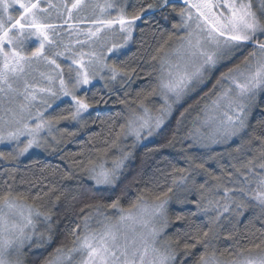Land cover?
<instances>
[{"label": "snow or ice", "instance_id": "6c2138e0", "mask_svg": "<svg viewBox=\"0 0 264 264\" xmlns=\"http://www.w3.org/2000/svg\"><path fill=\"white\" fill-rule=\"evenodd\" d=\"M182 3L184 7L177 9L174 0H140L139 4L133 6L131 13H127L124 6H119L114 18H105L103 15L95 17L91 21L94 27L83 30L70 21L81 19L79 16L74 17L73 11L82 9L84 0H61L60 4L46 0V6L41 5V0H0V101L7 100L9 105L15 104L0 106V144L15 145L8 154L0 152V159L15 161L30 149L42 147L41 133L47 131L51 136L53 128L61 121L86 124V121L81 120L83 114L100 101H90L86 94L78 95L77 92L98 77L105 81H116L120 76L129 75L115 61L108 63L105 53L118 52L124 48L132 39L138 20L143 19L146 23L149 16L156 12L167 20L166 10L171 8L180 17V23L173 27L184 31L183 36H176L179 45L170 55L165 52V46L172 39V34L166 39H163V33L160 34L162 42L155 51L157 54L164 52V55L159 57L157 84L151 90L137 93V99L131 102L117 98V102L127 109V114L123 116L125 122L119 125L118 132L111 133L114 139H105L104 143L108 147L96 149L106 154L111 148H116L120 155L112 158L111 166H107L105 158L99 161L89 158L87 164L83 160L76 163L83 167L88 179L97 188H116L122 178L125 162L132 157V152L125 151V148L134 149L154 136L171 114L173 104L205 84L222 62L232 60L237 53L247 52L240 63L222 72L212 86L215 99L210 106H206V118L202 124L204 131L197 129L193 137L194 142L203 147L228 144L234 138H239L243 143L235 152L240 153L248 146L259 154V159L253 156L242 165L247 168V174L241 173L244 182L237 181L239 187L224 188L222 199L225 202L222 205L208 201V205H212L216 211V215L209 218L208 229L205 231L197 225L191 233L185 232L188 239L194 241L189 243L185 240L182 244L185 257L193 255L192 249L201 245L204 250L199 253L196 264H220L213 244L215 232L212 225L224 213L231 212L237 217L242 215L241 210L248 207V198L256 201L264 210V120L258 121L255 126L250 124L252 111L260 106V98L264 94V0H260L258 10H254L252 0H182ZM114 6L111 3L95 5L101 14ZM49 9H55L62 23L52 21ZM115 25H119L121 42L109 44V34L105 29L113 30L112 35H115ZM65 26L77 37L84 34L85 39L77 38L75 43L88 44L90 50H73L71 42L63 45L61 50L62 41L56 37ZM68 52L71 55H65ZM58 57L70 60L67 79L64 67L57 62ZM152 59L156 60L158 56L153 55ZM40 65H44L46 70L39 71L41 82H36L34 77H30ZM105 71L109 73L108 76L102 75ZM105 88L111 91L108 83H105ZM153 96H158L162 101L155 111L149 101ZM16 97H22L23 102L16 103ZM65 97L71 100L72 110L67 114L61 111L46 118L44 113ZM37 102L40 107L33 113L32 108ZM261 110L264 111V107ZM108 119L113 121L109 128H115L114 118ZM32 120L36 123L32 124ZM68 135L74 136L76 133L70 132ZM22 137L26 139L22 140ZM129 137L133 138L132 144H122ZM254 141L258 142V147L253 144ZM151 151L154 150L149 149ZM186 159L190 162L189 168L174 166V171L180 175L173 179L165 191L155 194L156 203L151 213L145 215L143 212V206L139 203L143 196H138L128 208L121 205V196H116L109 203L98 204L95 214L103 217L96 220L99 227L94 228L90 223L93 219L91 213L85 214L82 223L70 230L72 247H56L44 264H177L175 250L160 243L163 231L168 227L164 215L165 205L171 200L180 204L191 203L188 195L196 188L199 193L197 208L204 213L211 210L208 205L201 203L205 199V185H196L194 177L191 184L188 181L194 169L205 172L207 169L203 163H197L194 157ZM237 172H240V168H237ZM65 177H69V174L65 173ZM213 179L219 180V177ZM253 183L256 187L249 188ZM215 187L219 189L220 185ZM54 191L55 188H49L48 191L41 188L33 195L30 192H15L9 186L0 192V264H25L27 252L53 242L55 232L52 216L49 212L41 211L35 202L42 201ZM233 192L239 195H229ZM28 199L33 203H27ZM102 209L112 211L109 213ZM185 218L182 215L176 217L177 220ZM176 243L180 244L179 237ZM253 247L260 248L261 245L253 244ZM179 264H183V260ZM232 264H264V254L241 257L232 261Z\"/></svg>", "mask_w": 264, "mask_h": 264}, {"label": "trees", "instance_id": "16d2710c", "mask_svg": "<svg viewBox=\"0 0 264 264\" xmlns=\"http://www.w3.org/2000/svg\"><path fill=\"white\" fill-rule=\"evenodd\" d=\"M41 1L46 6V0ZM139 3L140 0H116L114 8L116 15L119 6H124L125 11L131 13L133 6ZM176 5L177 9L184 7L182 4L176 3ZM50 10L55 12V9ZM166 13L168 15L167 20L159 12L151 14L146 23L143 19L138 20L137 24H140L136 33H132V39L126 44V49L120 50L118 55L110 56V64L115 61L118 66L123 67L128 72V76H120L125 81L111 87V91L105 88V83L96 81L77 93L78 95L86 94L90 101H100L99 104L94 103L88 112L83 114L81 120L86 121V124L70 120L61 121L55 125L61 140L54 149L34 150L28 155L20 156L15 161L9 158H5L3 161L0 159V192L9 186L15 192L25 194L30 192L33 195L41 188L44 191H48L49 188L56 189V191L45 196L42 201L35 202L41 211L49 212L52 216L55 232L53 242L27 252L24 257L25 264H44V260L56 247H72L73 237L70 235V230L76 224L82 223L85 214L91 213L93 215L92 220L103 219V217L96 216L95 206L109 203L116 196H121L120 203L124 208H128L131 203L137 200L138 196H143L139 202L143 208H153L156 203L155 194L165 191L172 184L173 179L180 175L174 171V166L176 168H189L190 162L186 157H194L197 163H203L207 169V172L202 169H194L193 175L188 177L192 180L194 177L196 185H205L203 190L205 199L201 201L204 205H208L209 200H212L214 204L218 202L219 205H222L225 202L222 199L224 188L239 187L240 183L244 182V175L241 173L247 174V168L242 167V165L253 156H257L259 159V154L248 146H245L240 153L234 151L243 143L239 138H234L228 144L204 149L193 139L197 126H192V123L201 117L200 114L206 107L209 94L214 91L212 86L222 72H226L229 67L240 63L247 55L246 52L218 69L203 89L181 103L173 114L166 119L152 140L138 144L134 149L125 148V151L132 152V157L125 162L122 178L116 188H97L94 182L88 179V174L83 170V167L76 163L83 160L87 164L89 158L96 161L105 158L108 161L107 166H111L112 158L120 155L116 148H111L106 154L97 152L96 149L108 147L104 143L105 139L109 141L114 139L115 137L111 133L118 132L119 125L125 122L123 116L127 114V109L117 102V98L131 102L137 99V93H142V90H151L157 84L159 57L164 54V52L157 54L155 51L159 43L162 42L160 34H164L163 39L172 34V39L165 46L166 52L175 42L176 28L173 25L177 24L179 19V16L171 8L167 9ZM86 16L88 15L80 17ZM116 26L119 27V25ZM65 31L61 32V50L63 45L69 44V42H71L73 50H78L77 48L74 49V41ZM57 40L60 41V39ZM153 55H157L158 59L153 60ZM61 60L63 63L65 62L61 65L67 70L70 61L62 59V57L57 58L58 62ZM149 101L153 111L162 103L158 96L150 97ZM52 107L53 112L50 116H55L61 111L67 114L68 111L72 110L71 100L65 97L63 100H58ZM262 107H264V94L260 98V106L252 111L251 125L255 126L258 121L264 120ZM117 113L121 115L118 116ZM109 117L114 118L115 128H109V125L113 123L108 119ZM101 121H106V123H101ZM70 132H74L76 135H68ZM132 142L133 138L129 137L126 141H122V144L131 145ZM253 144L258 147V142L254 141ZM149 149L154 151L149 152ZM12 150V148H2L0 152L8 154ZM237 168H240V172H237ZM256 171H260V169H256ZM65 173H68L70 178L65 177ZM184 175H188V173H184ZM213 177H219V180L213 179ZM217 184L220 185L219 189L215 187ZM255 187V183L249 185V188ZM229 195L237 196L239 194L233 192ZM57 196L60 197L59 200L56 199ZM188 199L192 202L180 204L171 200L165 205L164 210L168 227L165 228L161 239H164L167 246L175 250L177 264L181 260H183V264H196L199 253L204 249L201 245H197L196 248L192 249L193 255L185 257L182 244L185 240L194 243L188 239L185 232L191 233L197 225L206 231L209 227V218L216 215L212 205H208L211 210L207 213L197 208L196 201L199 199V193L196 188L192 189ZM26 202L33 203L31 199ZM246 203L248 207L241 210L242 215L237 217L231 212L224 213L220 216L219 221L212 225L215 232L213 244L216 249V258L220 264H232V261L241 257L264 254V210L250 198L246 200ZM88 205L92 207H88ZM102 211L110 213L112 210L102 209ZM192 213H196V215H192ZM177 215L186 218L177 220ZM92 226L95 228L94 224ZM178 237L180 244L176 243ZM253 244H260L261 247H253Z\"/></svg>", "mask_w": 264, "mask_h": 264}, {"label": "rangeland", "instance_id": "374dc122", "mask_svg": "<svg viewBox=\"0 0 264 264\" xmlns=\"http://www.w3.org/2000/svg\"><path fill=\"white\" fill-rule=\"evenodd\" d=\"M59 1V2H58ZM54 3L56 4H60L61 3V0H53ZM175 3L177 4H182V0H174ZM253 2V8L254 10H258L259 9V6H260V0H252ZM44 2L41 1V5H44L43 4ZM105 3H111L113 5L116 6V0H84V7L80 10H74L73 11V16L74 17H77V16H85V15H88L86 17H81V19L79 21L77 20H72L70 21V23H74V24H77V26L80 28V29H83V30H86V29H89V28H92L94 27V25L91 23V21L95 18V17H98V16H101L103 15L105 18H114L116 16V10L114 9V7L110 8V9H107L103 14L100 13V10L99 8H96L95 5H101L103 6ZM45 6V5H44ZM14 11V10H13ZM50 12H52V10L49 9ZM52 21L54 23H62V19L58 18L55 14V12H52V17H51ZM82 20L84 21H87V22H83ZM180 23V17L178 19V23ZM140 24V23H139ZM137 22H136V27L135 29L133 30V34L136 33V30H137V27L138 25ZM114 29H115V35H112V31L113 30H109V29H105V32L108 33V43L111 44L112 42H116V43H120L121 40H120V37L122 36L121 33H119L118 29L119 27L118 26H114ZM65 33H68V36L72 38V41L73 42V46H74V49H78V50H83L85 52L89 51L90 48H89V45L88 44H84V45H80V44H77L75 43L76 39L79 38L80 40H84L85 39V35L84 34H80L78 37L71 33L67 26H65L64 28ZM104 33H102L103 35ZM184 35V31L182 29H175V42L172 44V47H170V49L166 52H168L170 55H173L174 54V49L179 45L180 41L176 39V36H183ZM133 36V35H132ZM57 39H60V41H62V33H59V35L56 37ZM34 42H30V44H32ZM128 44V43H127ZM72 47V46H71ZM73 49V48H72ZM123 48H121L120 50H122ZM126 48L124 47V50ZM97 50L99 51V48H97ZM120 50L118 52H112V53H105L106 55V59H107V62H109L110 60V56H115V55H118V53L120 52ZM250 50V49H249ZM70 52L68 53H65V55H70L69 54ZM244 53L246 52H243V53H237L235 57H233L232 60H234L237 56H240V55H243ZM164 55V54H163ZM64 57H62L63 59ZM65 59V58H64ZM232 60L230 61H225V62H222L220 65L217 66L216 69L213 70L211 76L209 77V79L205 82V84L201 85L199 88H197L195 91L189 93L188 95L184 96L178 103L176 104H173L172 106V112L171 114L167 117V119L173 114V112L175 111V109L177 107H179V105L181 103H183L187 98L193 96L196 92H198L199 90L203 89L210 81V79L214 76V74L217 72L218 69H220L221 67L225 66L226 64H228L229 62H231ZM66 61V60H65ZM67 61H70V60H67ZM58 62V61H57ZM60 64L63 63V60H61V62H58ZM65 64V62L63 63ZM159 68H160V63H159ZM46 68L44 65H40L39 66V69L38 71L34 72L32 74V77H30V79H32L33 77L35 78V81L36 82H41L40 80V76H39V71H45ZM65 78L67 79V70H65ZM102 75L104 76H108L109 73L107 71L103 72ZM103 82V83H108L110 85V87H115L116 85L118 84H121L124 80V78H121V77H118L116 81H105V80H101L99 77L96 78L95 80H93L92 82ZM89 86V85H88ZM84 87H82L81 89H83ZM80 89V90H81ZM79 90V91H80ZM78 91V92H79ZM77 92V93H78ZM215 90L209 94V99L206 103L205 106H210L211 103H212V100L215 99V94H214ZM63 100V98L61 99ZM23 102V98L22 97H16V103H22ZM0 106H15V104L13 105H9L8 101L7 100H2L0 101ZM37 107H40L39 103L37 102L36 106L32 108V112L35 113L36 112V109ZM204 107V106H203ZM53 108V107H52ZM52 108H49L45 113H44V116L47 118L51 115V113L53 112ZM158 108V107H157ZM201 117L194 122L192 123V126H197V129H200L201 131H204V129L202 128V124H203V121L205 120L206 118V107L203 109L202 111V114H200ZM166 121V120H165ZM32 124H35L36 121L35 120H32L30 121ZM77 123V121H75ZM164 125V124H163ZM162 125V126H163ZM197 129H196V133H195V136L197 134ZM155 136V135H154ZM149 137L147 140H144L142 143H145L146 141L148 140H152L153 137ZM41 137H42V140H41V143H42V147L40 148H33V149H30L29 152L25 155H28L30 152L34 151V150H37V151H46V150H50V149H54L58 144L59 142L57 143V141L61 140L60 138V135H59V131L58 129H55V127L53 128L52 130V135L49 136L47 131H44L41 133ZM53 137H55V139H53ZM22 140L26 139V137H22L21 138ZM140 143V144H142ZM200 147H202L203 149L204 148H208V147H203L199 144ZM217 145H213L211 147H215ZM15 145L14 144H0V149L2 148H12L14 149ZM13 151V150H12ZM1 161V160H0ZM3 161V159H2ZM189 181V184H191V181H192V178L188 179ZM153 211V208L152 207H148V208H143V212L145 215L151 213ZM97 219H102V218H97ZM97 219H94L92 221H90L91 224H94L95 227H99V225H97L96 223V220ZM96 224V225H95ZM159 226V225H157ZM139 227V226H137ZM165 230V229H164ZM164 233V231H163ZM162 237V236H161ZM160 243L162 246H167V244L165 243V240L164 239H161L160 238ZM78 256V254H76Z\"/></svg>", "mask_w": 264, "mask_h": 264}]
</instances>
